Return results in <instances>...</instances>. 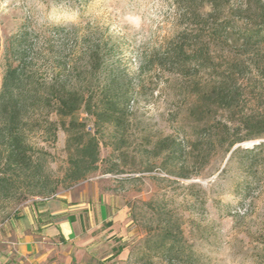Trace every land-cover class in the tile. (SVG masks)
Listing matches in <instances>:
<instances>
[{
  "label": "rangeland",
  "instance_id": "rangeland-1",
  "mask_svg": "<svg viewBox=\"0 0 264 264\" xmlns=\"http://www.w3.org/2000/svg\"><path fill=\"white\" fill-rule=\"evenodd\" d=\"M216 1L217 7L210 0H0V94L16 61L11 44L22 35L39 77L51 78L49 62L67 40L53 36L55 25L71 32L63 62L77 41L102 39L105 61L88 67L99 68L101 81L112 70L125 72L132 90L121 124L98 125L80 113L100 140V161L79 181L70 178L68 132L59 126L53 140L45 120L57 116L29 106L22 125L29 168L7 166V139L0 136V176L7 178L0 224L40 199L98 185L129 208L124 264H264V183L246 197L238 193L243 181L225 153L227 127L244 126L248 117L262 122L263 135L239 145L264 141V79L249 67L264 62V39L250 48L239 33L264 31V0ZM221 21L228 29L216 38ZM176 42L187 55H174ZM234 61L245 71L231 75ZM235 83V107L218 106L216 87ZM4 118L0 98V132Z\"/></svg>",
  "mask_w": 264,
  "mask_h": 264
},
{
  "label": "trees",
  "instance_id": "trees-1",
  "mask_svg": "<svg viewBox=\"0 0 264 264\" xmlns=\"http://www.w3.org/2000/svg\"><path fill=\"white\" fill-rule=\"evenodd\" d=\"M210 3L214 7L218 5L216 0H210ZM227 23L229 22L216 23V38L227 32ZM53 31V36L62 35L63 41L66 39L68 41L71 35V32H66L61 25H55ZM239 33L243 39L242 45L250 46V48L264 39V31L259 29L243 28L239 30ZM65 42L61 43V48L49 62L48 66L53 73L48 81L39 77L40 69L34 68L38 59L37 56H30L27 36L22 35L12 42L11 52L16 63L8 64L0 94L1 108L5 116L4 128L0 136L7 139L5 142L7 166L29 168L31 148L26 142V131L22 127L30 117L28 116L29 106H32L40 115L44 112L54 113L57 116L56 120L49 118L45 120L46 131L51 133L53 140L57 138L59 126L68 132L67 147L73 169L70 178L73 181H79L95 171L100 161V140L96 134L86 129L87 124L79 117L80 113L85 112L93 116L98 125L121 124L132 90L125 72L112 70L101 81L99 68L96 65L88 67V64L93 62L99 63L100 66L105 61L102 39L88 37L86 45L77 41L75 44L76 46L79 44V47L76 51L70 52L69 63L63 62ZM176 43V47L173 48L174 55L177 57L187 55L185 47L180 42ZM249 67H252L251 69L264 79V62L254 63ZM236 71H245L243 64L239 61H234L230 68L231 75H235ZM216 88L217 105L233 109L241 94L240 86L235 83L231 88L224 86ZM261 127L262 122L253 117H248L244 126L227 127L225 139L227 141L225 153L229 154L227 166L234 167L238 171L243 182L237 185L236 190L238 193L240 191L244 193L245 197L252 192L254 185L259 187L264 183V141H258L251 147L239 144L262 138ZM243 131H246L245 134H242ZM75 137L78 140L74 144ZM40 151L44 153L43 150ZM6 180V177L0 176L1 185ZM240 187L244 188L240 190Z\"/></svg>",
  "mask_w": 264,
  "mask_h": 264
},
{
  "label": "crops",
  "instance_id": "crops-1",
  "mask_svg": "<svg viewBox=\"0 0 264 264\" xmlns=\"http://www.w3.org/2000/svg\"><path fill=\"white\" fill-rule=\"evenodd\" d=\"M128 211L98 185L40 199L0 224V264H124Z\"/></svg>",
  "mask_w": 264,
  "mask_h": 264
},
{
  "label": "built area",
  "instance_id": "built-area-1",
  "mask_svg": "<svg viewBox=\"0 0 264 264\" xmlns=\"http://www.w3.org/2000/svg\"><path fill=\"white\" fill-rule=\"evenodd\" d=\"M54 196V195H53ZM52 197V196H51ZM49 197H47V198H44V199H48Z\"/></svg>",
  "mask_w": 264,
  "mask_h": 264
}]
</instances>
